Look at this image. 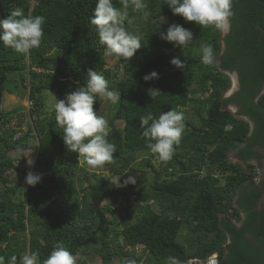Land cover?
<instances>
[{"label":"trees","instance_id":"16d2710c","mask_svg":"<svg viewBox=\"0 0 264 264\" xmlns=\"http://www.w3.org/2000/svg\"><path fill=\"white\" fill-rule=\"evenodd\" d=\"M1 2L5 18L15 8L23 9L25 15L45 17L43 43L28 55L5 48L0 41V256L5 264L13 255L20 264L25 252L38 253L42 264L56 243H63L73 256H98L102 264L116 258L123 259L121 264L127 259L166 264L169 256L191 264L213 255L219 264H264V209H256L264 182L255 183L262 160L255 148H264V5L233 0L232 30L224 38L222 53L221 32L186 22L164 0H145L147 18L130 13L143 16L142 25L125 21L126 29L141 37L142 47L130 61L116 59L125 77L113 81L90 23L98 0ZM113 3L120 6L118 0ZM172 24L192 31L193 41L187 48L161 39L160 33L166 34ZM201 43L213 46V64L201 63ZM174 58L187 67L171 64ZM89 69L103 75L110 90L120 93L115 105L99 100L94 105L108 121L109 140L116 146L114 163L99 170L119 176V183L80 167L78 154L65 146L54 111L47 116L40 97L52 91L56 100L64 99L85 86ZM25 71L29 87L22 76ZM152 72L158 73V79L146 82L144 76ZM11 73L17 77L13 79ZM226 73H238L240 82V89L229 98H224L230 88ZM20 80L29 90L32 105L29 129L16 137L27 122L20 110L5 113L2 103L5 94L19 92ZM150 88L160 91L154 100L148 94ZM202 95H206L203 100ZM192 104L203 106L196 109L198 123L184 118L186 129L174 156L161 163L166 175L152 160L139 163V152L151 154L141 139L140 117L150 112L158 119L163 112H181ZM231 105L236 115L227 108ZM14 119L16 127L7 130ZM33 131L39 139L34 168L42 179L30 186L25 183L30 171L25 154ZM238 148V158L247 168L229 161ZM146 167L154 174L150 183L137 177ZM130 176L136 183L125 185ZM83 183L87 185L80 187ZM119 195L126 201L121 222L113 206L106 204ZM132 197L135 203L130 202ZM151 202L158 204L160 212ZM185 227L192 232L193 251L180 241Z\"/></svg>","mask_w":264,"mask_h":264},{"label":"clouds","instance_id":"9594fccd","mask_svg":"<svg viewBox=\"0 0 264 264\" xmlns=\"http://www.w3.org/2000/svg\"><path fill=\"white\" fill-rule=\"evenodd\" d=\"M118 2L119 7L113 3V0H98L90 23L98 34V43L104 49L105 56L130 61L141 49L142 44L139 35L126 29L125 21L129 25L135 22L136 16H130V13H143L147 18L150 15L147 10L149 6L145 0H118ZM164 3L170 6L174 15L182 17L188 23L194 22L201 29L213 28L218 32L227 33L230 28L233 0H164ZM10 13L7 18L0 19V41L5 48H10L21 55H28L32 49L39 48L43 43L45 17L34 16L31 13L25 15L21 8L12 9ZM160 37L183 49L193 41L192 31L179 24H172L166 34L160 33ZM199 52L202 64L214 63V51L210 43H201ZM171 64L180 69L187 67L186 62H182L179 58L172 59ZM153 78L158 79V73L152 72L144 76L146 82ZM148 94L154 100L160 91L150 88ZM97 100L115 105L120 100V93L110 90L109 81L103 75L89 69L85 86L67 94L64 99H57L53 105L56 125L62 129V139L67 150L77 153L79 164L86 165L89 172H96L106 164L114 163L116 153L115 144L109 140L108 121L98 115L94 109ZM140 127L143 129L141 139L145 141L151 154L160 163H167L174 156L175 147L181 142L185 129L184 114L172 109L161 113L158 119H154L149 112L140 117ZM241 163L244 165L243 162ZM28 164L31 166L34 162L29 159ZM41 179V175L29 171L25 183L35 186ZM257 180L258 178L255 179ZM135 183V178L131 176L124 181L125 185ZM25 211L27 213V209ZM213 256L217 257V255ZM210 258L201 261L206 263ZM17 261V256L13 255L9 264H17ZM0 264H5L3 256H0ZM20 264H41L39 254H24L20 258ZM42 264H76V258L63 243H56ZM125 264H138V262L135 259H127ZM140 264L143 262L141 261ZM166 264H183V262L178 257L169 256Z\"/></svg>","mask_w":264,"mask_h":264},{"label":"rangeland","instance_id":"374dc122","mask_svg":"<svg viewBox=\"0 0 264 264\" xmlns=\"http://www.w3.org/2000/svg\"><path fill=\"white\" fill-rule=\"evenodd\" d=\"M32 6H34V3H32ZM143 20H144L143 16L142 17L136 16L134 23L136 25H142L141 23H143ZM225 34L226 33H221V36H220L221 52L224 48V36H225ZM105 57H106V61H107V65L105 66V69L107 70L108 75L110 76L111 80L119 81V80L123 79L125 77V74H124L123 69L118 64L116 58L115 57H107V56H105ZM22 74H23L22 75L23 78H25L27 80V82H26L27 87H29L28 71H25ZM226 74L230 79V88L224 93V98H229L239 90V85H238V78H237V75L235 73H226ZM10 77H12L14 79L17 76L14 75V73H11ZM18 91H19V89H18ZM28 93H29V90L24 95L19 94V92L13 93V94H5L4 98H3L2 105H3L5 113L10 112V111L15 110V109L20 110L21 114H23V117H24V123L27 122L25 125H23L22 130L20 132L16 133V137L24 135L27 132V130L29 129L28 114H29V110H30L32 103L28 99ZM40 97H41L42 101L44 102V112L47 116H49L53 112V105L56 101L55 94L52 91H45ZM204 98H206V95H202L200 97L201 100H203ZM200 106H201V108H203V106L200 104H192V105H189L185 109H181V112H183V114H184V118L186 120H190V121H193L195 123H198L197 122L198 119H197V115H196V109ZM227 108L229 110H231V112L234 115L237 114V109L234 105L228 106ZM16 121L17 120L14 119L10 124H8L6 129L12 130L13 128H15L16 127V125H15ZM119 126H122V124H119ZM251 127H253V124L251 125ZM185 129H186V125H185ZM38 140L39 139H38L37 133L35 131H33L29 135L28 140H27L28 144H29V149L25 154V166L28 169H30V171H32L33 173L40 175V171L38 169L34 168V164L31 166L28 164L29 159H31L33 162H35L36 153H37L36 148H37V145L39 142ZM239 149L240 148H238V151L234 150L230 153L229 161H231L233 163H241V160H239L238 155H237L239 152ZM192 154H193V152L190 153L189 155H185L183 157V159L186 158L185 160H187L188 157H190ZM8 155L14 156V152H10ZM138 159H139V163L144 162L145 160H152L153 165L156 166L158 168V170H161L163 172V174H165V169H163L164 164H161L149 152H146V151L139 152L138 153ZM80 167H86L87 168L86 165H80ZM244 167L247 168V165L244 164ZM96 173L106 175V176L110 177L111 179H113L117 183L120 182V177L115 175V174H112L111 172L98 169L96 171ZM153 176H154V174L149 167H146L144 169L143 173H137V177H145L149 183L152 181ZM89 183H94V182L92 179H89ZM86 185H87V183H83V184H80L79 186L84 187ZM0 191H2V188L0 189ZM130 202L135 203L136 202L135 197H132ZM106 204L113 206V209L117 213L118 221L121 222L122 217L125 215L126 201L119 195L115 199L106 201ZM151 204H152L153 209L155 211L160 212L161 208L158 206V204L156 202H151ZM191 234H192V232L187 227H185L181 230L179 238H180V241L188 247L187 248L188 250L193 251L195 249V247H193L191 245V242H190V239H192ZM119 241L121 242L122 238L119 239ZM24 254H28V253L25 252ZM74 257L76 258V264H102L100 257L95 256V255H87L84 257L74 256ZM213 258H215V256L211 257L210 259H213ZM122 260H123L122 258H116L115 260H113V262L111 264H121ZM205 264H208V263H205Z\"/></svg>","mask_w":264,"mask_h":264},{"label":"water","instance_id":"95a60500","mask_svg":"<svg viewBox=\"0 0 264 264\" xmlns=\"http://www.w3.org/2000/svg\"><path fill=\"white\" fill-rule=\"evenodd\" d=\"M256 1H258L259 3H261L262 5H264V0H256ZM4 18H5L4 8H3L2 2L0 0V19H4ZM263 34H264V30H263ZM18 89H19V94L24 95V94L27 93V88H25V86L23 85V82L21 80L19 81V88ZM255 149L260 154H262V160H261V165H260L258 174H259L260 180L264 182V148L258 146ZM256 209L258 211L264 209V190H263V193H262L260 199L258 200Z\"/></svg>","mask_w":264,"mask_h":264},{"label":"flooded vegetation","instance_id":"af4514ba","mask_svg":"<svg viewBox=\"0 0 264 264\" xmlns=\"http://www.w3.org/2000/svg\"><path fill=\"white\" fill-rule=\"evenodd\" d=\"M231 30H232V27H231V22H230V28H229V30L227 31V33L225 34L224 38H226V37H228V36L230 35ZM225 51H226V44H225V42H224V48H223V50H222V53H224ZM235 74L237 75V78H238V85H239V89H240L239 75H238V73H235ZM251 163H253V164H257L258 161H256V160H252ZM260 181H261V180H260V178H259V176H258V180L255 182L256 185H260ZM260 188L262 189L263 187L261 186Z\"/></svg>","mask_w":264,"mask_h":264},{"label":"built area","instance_id":"2783aa9c","mask_svg":"<svg viewBox=\"0 0 264 264\" xmlns=\"http://www.w3.org/2000/svg\"><path fill=\"white\" fill-rule=\"evenodd\" d=\"M206 263H208V264H218L217 257L213 258V259H210ZM191 264H205V263L203 261H201V260H194V261L191 262Z\"/></svg>","mask_w":264,"mask_h":264}]
</instances>
